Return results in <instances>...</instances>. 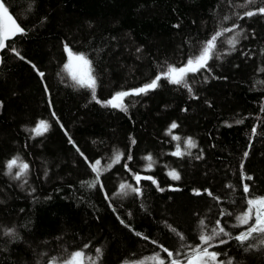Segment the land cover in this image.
Returning <instances> with one entry per match:
<instances>
[{"label": "trees", "instance_id": "trees-1", "mask_svg": "<svg viewBox=\"0 0 264 264\" xmlns=\"http://www.w3.org/2000/svg\"><path fill=\"white\" fill-rule=\"evenodd\" d=\"M1 1L25 32L7 43L0 67V264L58 263L78 250L97 264H134L157 253L168 264L160 244L183 258L182 246L201 244L217 220L230 235L216 237L210 251L225 264H264V235L234 239L247 227L236 219L246 199L264 195V15H244L264 0ZM225 28L234 30L218 38L208 66L189 73L191 91L161 79L155 90L126 97L127 111L97 103L64 70L66 45L85 54L97 99L107 101L169 65L184 66ZM233 36L235 48L227 43ZM40 119L50 128L36 136ZM173 122L179 127L169 135ZM189 137L196 147H187ZM177 144L182 157L172 155ZM15 157L29 164L20 179L18 169L7 174ZM97 159L100 183L91 187ZM134 173L156 183L137 185ZM121 183L141 192L119 194Z\"/></svg>", "mask_w": 264, "mask_h": 264}, {"label": "snow or ice", "instance_id": "snow-or-ice-1", "mask_svg": "<svg viewBox=\"0 0 264 264\" xmlns=\"http://www.w3.org/2000/svg\"><path fill=\"white\" fill-rule=\"evenodd\" d=\"M252 0H248V3H251ZM247 17H252L255 15H264V7L258 8L256 11H247L244 13ZM243 18V17H241ZM227 19V17H226ZM238 27V26H237ZM233 28H225L220 31H217L213 34L210 39L205 42L202 50L195 56L190 57L184 66L176 67L175 65H169L167 70L158 74L150 83L144 84L142 87L132 89L131 91H120L117 92L111 99L107 101H100L96 96V88H97V76L94 74V69L92 66V61L83 53H76L72 50L71 47L66 45V51L68 55V62L64 65V70L69 74L71 80L75 85L80 88H86L91 91L92 99L96 100L97 103H102L105 107L117 108L122 111H127V105L125 104V98L132 95H141L147 94L150 90H155L160 86L161 79H167L170 83L181 85L188 88L191 91L190 85L187 83V77L189 73H196L200 71L202 68H206L208 66V61L213 58V54L215 49L217 48L218 38L223 36L226 32H232ZM25 32V28L21 26V23L17 22V19H14L12 15L9 14V9L5 7L4 3L0 2V50L5 49L6 47H10L7 44V41H10L17 35H22ZM227 43L235 48L238 43L236 36H233L227 40ZM13 50H15L13 48ZM19 55V52L16 53ZM23 59V57H21ZM35 68V65H33ZM39 75L41 77L44 76L43 72H40ZM2 106V105H0ZM55 115V113H53ZM231 125H229L230 127ZM179 125L176 122H173L169 128V135L172 134V130L177 129ZM50 128V124L45 120H40L38 124L31 129V131L36 136H42L45 134ZM253 132H255V128H253ZM173 140L179 141L181 138L178 135L172 136ZM132 143H135L133 140ZM188 148L196 147V143L192 138H187L185 141ZM185 153L182 151L179 144L176 145V151L172 153L173 156L182 157ZM190 155V153H188ZM81 155H83L81 153ZM123 153H118L114 156L113 163H119L121 158L123 157ZM247 156V153H245ZM128 159L131 160V155L128 156ZM149 163L147 164V169L151 170L153 167V157L151 154L144 157ZM101 161L99 159L95 160L94 163L90 165L92 171L96 173V179L93 183L90 184L91 187H96L97 184L100 183V168ZM112 165L109 164L107 170ZM126 166V165H125ZM7 174L11 175L13 169H18L15 173V179H20L22 176H25L29 170V164L25 162H21L19 157H15L10 159L6 164ZM168 175L173 180H179L180 174L175 169L169 171ZM134 179L139 185L141 180H151L153 183H156L152 176H141L139 174H133ZM248 180H251L252 177L246 176ZM26 182V181H25ZM102 187V185H101ZM157 187L159 185L157 184ZM120 192L119 194H127V190H131L134 193H140L141 189L139 187L133 186L132 184L121 183L119 185ZM243 190L245 193L250 192V185L245 183L243 185ZM163 191V189H161ZM196 195H201L199 190H194ZM208 195H212L211 192ZM246 210L243 211L240 215L236 217L238 221V227L247 226L246 229L240 232L238 235L234 237L235 240L240 243H244L248 239L252 238L254 234L264 235V195L256 196L250 199H246ZM230 215V213H226ZM123 223V221H121ZM201 225L204 224V221L200 222ZM217 227H214L211 230V234H201L199 236L200 241L202 242L199 245H183L182 247L186 249L183 254V258H181V252L177 250L174 254L172 250L164 247V245L160 244L159 247L162 249L164 253L167 254L169 258L168 264H225L224 260L220 259L221 253L217 251H210L209 248L214 247L211 241H213L216 237L221 234L230 235L225 231V228L221 226L220 220L216 221ZM172 231H176L172 229ZM12 230H8V234H11ZM138 236L142 235L141 233H136ZM181 240H184L185 237L183 234L177 233ZM144 239H148V237H143ZM153 243H157L153 241ZM220 244L227 243L225 240H220ZM88 245H85L84 248H87ZM96 253L100 254L101 249H95ZM98 259V257H97ZM52 264H57L55 258L52 260ZM62 264H97L96 259H93L92 256L86 255L83 250H78L69 255V257L65 258L62 261ZM127 264V262H125ZM134 264H165V259H163L159 253L145 257L143 260L136 261ZM227 264H231L229 260Z\"/></svg>", "mask_w": 264, "mask_h": 264}, {"label": "water", "instance_id": "water-1", "mask_svg": "<svg viewBox=\"0 0 264 264\" xmlns=\"http://www.w3.org/2000/svg\"><path fill=\"white\" fill-rule=\"evenodd\" d=\"M0 2H2V1L0 0ZM2 3H3V2H2ZM5 7H6V6H5ZM9 14L13 16V14H12L10 11H9ZM13 18L16 19L14 16H13ZM15 37H16V36H15ZM15 37H14V38H15ZM14 38H12L11 40H13ZM11 40H10V41H11ZM8 42H9V41H7L6 43H8ZM5 49H6V48H5ZM5 49L0 50V67H1V64H2V53L4 52Z\"/></svg>", "mask_w": 264, "mask_h": 264}, {"label": "bare ground", "instance_id": "bare-ground-1", "mask_svg": "<svg viewBox=\"0 0 264 264\" xmlns=\"http://www.w3.org/2000/svg\"><path fill=\"white\" fill-rule=\"evenodd\" d=\"M80 90L82 91V89H80ZM83 91H84V90H83ZM98 99H99V98H98ZM40 120H41V119H40ZM22 126H23V125H22ZM26 127H27V126H26ZM21 128H22V127H21ZM22 131H23V130H22ZM24 132H25V131H24ZM27 132H28V131H27ZM30 136H31V134H30ZM21 142H22V141H21ZM130 151H131V149H130ZM129 155H131V154H129ZM129 155H128V156H129ZM128 156H127V157H128ZM7 161H8V160H7ZM90 178H92V177H90ZM113 186H114V185H113ZM110 187H111V186H110ZM115 187H116V186H115ZM105 193H106V192H105ZM117 198H118V197H117ZM126 198H127V197H126ZM131 198H132V197H131ZM118 202H119V201H118ZM122 202H123V201H122ZM128 215H129V214H128ZM130 227H131V226H130ZM132 229H133V228H132ZM101 251H102V250H101Z\"/></svg>", "mask_w": 264, "mask_h": 264}, {"label": "rangeland", "instance_id": "rangeland-1", "mask_svg": "<svg viewBox=\"0 0 264 264\" xmlns=\"http://www.w3.org/2000/svg\"><path fill=\"white\" fill-rule=\"evenodd\" d=\"M52 264V263H51ZM57 264H62V262H58ZM127 264H133V263H127Z\"/></svg>", "mask_w": 264, "mask_h": 264}]
</instances>
